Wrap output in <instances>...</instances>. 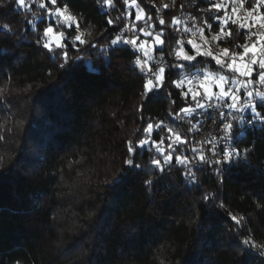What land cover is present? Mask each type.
Returning a JSON list of instances; mask_svg holds the SVG:
<instances>
[{
    "label": "trees",
    "instance_id": "1",
    "mask_svg": "<svg viewBox=\"0 0 264 264\" xmlns=\"http://www.w3.org/2000/svg\"><path fill=\"white\" fill-rule=\"evenodd\" d=\"M60 3L79 20L86 42L74 45L75 30L64 28L67 46L49 52L37 39L59 20L43 15L38 3L25 11L14 0H0V264H264V207L258 206L264 205V123L239 136L241 118L260 121L233 110L231 143L241 157L216 165L209 147L196 140L200 115H176L195 105L174 82L183 73L220 69L208 58L176 59L177 41L191 49L172 19L200 18L209 1L137 0L150 18L139 23L134 12L127 17L123 0ZM127 22L133 38H149L134 30L144 28L165 40L150 64L167 61V82L143 113L147 77L134 64L136 51L110 43ZM238 40L234 35L229 44ZM64 52L69 62L61 67ZM177 63L186 67H173ZM161 122L150 139L164 140L167 149L175 142L168 129L178 134L185 143L173 155L190 161L195 184L175 162L163 173L155 168L163 156L151 145L136 149L138 169L123 165L128 142L139 143L147 124ZM192 148L201 149L207 163ZM206 193L214 199L204 201ZM233 215L242 225L233 224ZM245 237L261 247L244 246Z\"/></svg>",
    "mask_w": 264,
    "mask_h": 264
},
{
    "label": "snow or ice",
    "instance_id": "2",
    "mask_svg": "<svg viewBox=\"0 0 264 264\" xmlns=\"http://www.w3.org/2000/svg\"><path fill=\"white\" fill-rule=\"evenodd\" d=\"M249 0H219L217 3L211 4L206 11H214L217 13V22L218 24L223 25L219 28L214 35L211 36V41L219 44L222 40L231 39L234 35L239 36L242 34H247V40L243 44H237L235 49H230L228 47H221L219 51H213L209 46V40L205 38V31L211 29L213 26L211 24H206L205 28H198L196 32L193 33V36L199 35L200 41H203V44H198L195 39H189L187 45L190 46L191 52H194L195 55L190 54L189 51L185 50L184 47H180L178 50H173L175 57L178 61L185 63L194 64L198 59L208 58L210 62L214 63L221 72L217 75H213L211 72H203L201 77L197 79H187L174 82L176 88H181L187 84L186 91L183 93L185 100L190 99L195 107H182L179 113L184 115H192L197 109H202L206 107L201 101L207 100L211 101L216 99L218 101L231 100L232 102L227 104L229 109L235 111H243L245 108H251L254 118L260 119L264 122V113H261L257 110L258 106L249 102L241 107H237V102L240 99L238 88L230 87L231 84L242 83L243 87L247 88V84L250 82H255L258 78L259 83L264 85V0H254L251 7H246ZM14 3L18 9H23L25 11H30L33 8V4L29 3V0H14ZM106 5H112L113 0H104ZM123 3L127 7L136 6L137 11L134 13V18L137 23L142 19H150L147 17V14L143 13L142 9H139L137 0H123ZM41 10H43V15L49 17H56L62 22L63 25L77 30L80 28L79 20L71 14L69 5L67 3L61 4L60 0H39L36 4ZM164 9L168 8L167 4L163 5ZM223 16V19H221ZM106 23L109 26H113L114 22L112 20H107ZM173 24H177L178 21L173 17ZM236 26L240 31L233 32L229 25ZM159 25L164 26L165 20L163 18L159 19ZM5 28H8L7 25H4ZM151 27V25H149ZM195 27V26H193ZM139 31L141 36L151 37L152 44L149 46L147 41L142 40L140 37L125 39L123 36L116 35L111 39V45L115 46L121 43L130 44L134 47L135 50H143L144 61L141 63L140 60H137V66L142 76L147 77L142 83V92H141V105L140 111L143 113L145 106L149 105L155 95L161 91L167 82V73L166 69L163 66L153 68L150 64L152 56L150 55V50H156L160 47H163L165 40L163 38L162 32L152 33L146 31L144 28L134 29ZM187 31V29L185 30ZM65 33L57 32L52 26H44L42 28V36L38 37L37 43L40 44L46 51H53V45H55L56 50L65 48L67 45L64 40ZM83 39V33H80L74 37V45H83L85 44ZM179 45L180 42L177 41ZM63 63L61 67H64L69 62V57L67 52H64ZM183 65L177 63L173 67L180 68ZM227 73H232L234 77H243L244 80L240 81L238 79H233ZM248 97L253 96L252 91L247 92ZM262 101H264V93L256 92ZM223 117V113L221 114ZM251 122V121H249ZM162 128L164 127L163 123L156 124H147L144 128L145 138L137 144H133L131 141L127 145V158L123 161V165L128 168H139L140 165L136 164L133 157L136 154L137 148H143L145 145H151L155 150L163 156V162L159 159L154 160V166L161 173L165 171L164 165H171L173 162L180 165L182 169L185 170L184 174L186 178H189V182L195 184L197 182V177L192 169L189 167L190 161L181 156H174L173 153L177 150V144L185 143L178 134L172 132V129L169 128L168 132L170 135L175 136L174 143H168L167 149L162 148L161 145L165 143L164 140H154L150 139L153 136V128ZM233 129V124L231 122H226L223 124V136L220 137L221 140L227 142L231 136ZM5 139L3 136H0V140ZM211 144L209 151L213 156H217L218 145L215 141H208ZM249 149L246 147L244 152L247 153ZM193 153L198 155L195 157L202 163H207V158L204 155L203 151L198 148H192ZM222 156L220 159H216L214 163L216 165L230 164L233 160H236L241 157V152L239 149L234 151H227L223 148L220 149ZM246 158V157H245ZM146 184H151L152 181H145ZM202 199L206 202H210L214 199L212 193H206L203 195ZM264 207V205H258ZM223 207V205H221ZM234 225H242L243 218L238 216H231ZM241 243L251 249H256L261 247L255 243L254 238L245 237ZM264 256V251L260 253Z\"/></svg>",
    "mask_w": 264,
    "mask_h": 264
},
{
    "label": "rangeland",
    "instance_id": "3",
    "mask_svg": "<svg viewBox=\"0 0 264 264\" xmlns=\"http://www.w3.org/2000/svg\"><path fill=\"white\" fill-rule=\"evenodd\" d=\"M209 1V4L207 5V6H204L203 8V10L204 11H202L203 13H206L207 12V14H204L203 16H205L206 15V17H210V21H207L203 16H201L200 18H197V17H195V18H190L191 20H189L188 22L187 21H184V22H181V23H179L178 22V25L180 26V29H181V34H182V37H183V40H184V42L183 43H185L186 45H187V41L189 40V39H195L196 40V42L198 43V44H203V41H200V39H199V35H196V36H193V33L194 32H196V29H198V28H205V26H206V24H211L213 27L211 28V29H207L206 28V31H205V38L206 39H208L209 40V46L212 48V50L215 52V51H219V49L221 48V47H228V48H230V49H235L236 48V45L237 44H243V43H245L246 42V40H247V34L245 33V34H242V35H240V37H241V41H236V45H232V44H229V40L230 39H226V40H222L221 42H219V44H217L216 42H213V41H211V36L212 35H214L215 33H216V31H218L219 30V28L220 27H222L223 25H221V24H218V22H217V19H216V17H217V13H215L214 11H206V9L211 5V4H213V3H217V2H219V0H208ZM252 3H254V0H249V2H248V4L246 5V7H251V5H252ZM139 9H141L140 7H139ZM137 11V7L134 5V6H132V7H127V17L128 16H130V14H131V12H136ZM142 14H144V11H143V13ZM55 17H49L48 16V19H54ZM221 19H223V16H221ZM134 20H135V18H134ZM142 20H144V19H142ZM136 21V20H135ZM214 24V25H213ZM193 26H195V27H193ZM54 28V27H53ZM64 28H66V29H71V28H69V27H67V26H65V25H63L62 24V22L59 20V22H58V24H57V27L56 28H54V30L55 31H57V32H64L65 33V37H64V40H65V38H66V31H65V29ZM229 28H231L232 30L235 28V30H233V32L235 33L236 31H240L236 26H234V25H229ZM187 29V31H185ZM80 33H82V31L80 30V29H77V30H75V35H74V37L76 36V35H78V34H80ZM148 37V36H147ZM144 41H147L148 42V44H149V46H151V44H152V40H151V37H149V38H147V39H143ZM188 46V45H187ZM53 47L55 48V45H53ZM180 47H184L185 48V45L184 44H179V46H178V49L180 48ZM189 48H190V46H188ZM162 47H160V48H158V49H156V50H150V55L152 56V54L155 52V51H158V50H160ZM177 49V50H178ZM185 50H187V51H189L188 49H185ZM141 51V53H142V55H143V50H140ZM190 54H193V55H195V53L194 52H190ZM196 63V62H195ZM194 63V64H195ZM189 64V63H188ZM184 68L186 67V66H183ZM205 71H207V72H211L213 75H217V74H219L220 72H221V69L220 70H218V71H212V70H210V69H204V70H201V71H197L195 74H191V76H185L186 75V73H183L182 74V78L180 79V80H187V79H199L200 77H201V75H202V73L203 72H205ZM183 72V71H182ZM227 75H229L230 77H232L233 79H238V80H240V81H243L244 80V78L243 77H234V76H232V73H227ZM179 80V81H180ZM177 82V81H176ZM188 86H187V84L185 83V86L184 87H181L180 89L183 91V93L186 91V88H187ZM230 87H232V88H238L240 91L238 92V95L240 96V99L238 100V102H237V107L239 108V107H241V106H243V105H245V104H248L249 102H251L252 104H255V105H257L258 106V108H257V110L258 111H260L261 113H262V111H263V113H264V109L262 110V109H260V107H261V105L264 107V101H262L258 96H256V92H262V93H264V85H262V84H260L259 83V80H258V78L256 79V81L255 82H250V83H248L247 84V88H246V90H245V88L243 87V84L242 83H238V84H231L230 85ZM248 91H252L253 92V96L250 98V97H248V95H247V92ZM225 102V101H224ZM226 102H229V103H231L232 101L231 100H226ZM240 112V111H239ZM244 115H246V114H250V116H252L253 118H254V116H253V113H252V110H251V108H245L243 111H241ZM258 119V118H257ZM261 123H264V122H262L260 119H258Z\"/></svg>",
    "mask_w": 264,
    "mask_h": 264
},
{
    "label": "built area",
    "instance_id": "4",
    "mask_svg": "<svg viewBox=\"0 0 264 264\" xmlns=\"http://www.w3.org/2000/svg\"><path fill=\"white\" fill-rule=\"evenodd\" d=\"M38 2L39 0H29L30 4H35ZM118 35L123 36L125 39L133 38V30L131 24L129 22L125 23V25L120 30ZM124 45H128L132 47V45L130 44H124ZM135 51H136V57L134 59V64L137 65L136 63L137 60H140L141 63H143L144 57L142 53L137 50ZM160 66L165 67L166 70L169 68V65L165 59H158L153 64V68ZM204 104L206 105V107L202 109H197L195 111V113L200 115L199 122L197 125L196 140L202 147H204V149L207 147H209V149L211 148V144L208 143V141H215L218 145L217 148L218 155L215 157L216 159H220L222 156V153H220L221 148L227 151H234V146L231 143V136L229 137L227 142L220 139V137L223 136V130H222L223 124L226 122H231V113L233 110L227 107V104H229V102H227V104L225 105H222L221 101H218L216 99L207 101ZM222 113H223V117L221 116ZM239 125H240L239 136L246 129L253 130L254 128L263 127L261 122L250 120L245 117L240 119ZM191 165L194 168H199V163L196 160H192Z\"/></svg>",
    "mask_w": 264,
    "mask_h": 264
}]
</instances>
